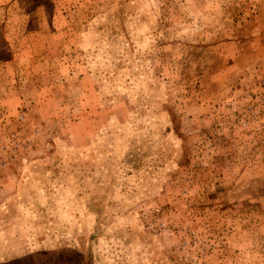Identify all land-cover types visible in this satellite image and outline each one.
<instances>
[{"label":"rangeland","instance_id":"1","mask_svg":"<svg viewBox=\"0 0 264 264\" xmlns=\"http://www.w3.org/2000/svg\"><path fill=\"white\" fill-rule=\"evenodd\" d=\"M0 264H264V0H0Z\"/></svg>","mask_w":264,"mask_h":264}]
</instances>
